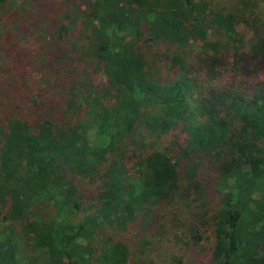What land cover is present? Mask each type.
<instances>
[{
	"label": "trees",
	"instance_id": "1",
	"mask_svg": "<svg viewBox=\"0 0 264 264\" xmlns=\"http://www.w3.org/2000/svg\"><path fill=\"white\" fill-rule=\"evenodd\" d=\"M227 1L0 0V264H127L124 241L96 255L105 227L162 234L187 211L210 264H264V21ZM23 29L47 90L12 72ZM140 128L162 148L130 153Z\"/></svg>",
	"mask_w": 264,
	"mask_h": 264
},
{
	"label": "rangeland",
	"instance_id": "2",
	"mask_svg": "<svg viewBox=\"0 0 264 264\" xmlns=\"http://www.w3.org/2000/svg\"><path fill=\"white\" fill-rule=\"evenodd\" d=\"M12 6L16 7H30L33 0H12ZM56 3V6L59 8H65L66 6L70 7L68 0H53ZM219 4L225 5L228 3L227 0H216ZM258 11H260L261 18L264 21V4L261 0H256ZM41 0H34V5H37ZM83 7V6H82ZM3 26V23L0 22V27ZM20 43V48L18 51L21 53L20 60L16 64V69L12 72L17 73H27L29 77L36 79L35 87L33 89L38 92V90H47L49 86H42L39 83V78L37 76L38 70H40V64L35 63V57L41 52L40 43L38 37L33 34L29 29H23L18 39ZM7 47V45L5 46ZM6 54V53H5ZM9 57L0 58V75H9L11 66L9 64ZM33 61V62H32ZM230 77H222L216 81V84L222 85L227 83ZM264 81V75L259 78ZM41 93V92H39ZM142 128L139 129V132L136 133V142L130 148V153L134 155H141L147 152H150L153 149L162 148V142L159 141L153 135H150L148 132H145L146 135L142 134ZM97 179L92 181L86 180L80 183H76V187L79 192L83 195L90 197L97 189L99 181ZM213 198V197H212ZM214 200H217V198ZM214 200L212 201V207H215ZM89 201V200H87ZM216 211V210H215ZM214 213L209 210V214ZM190 219L189 213L184 212L179 219V222L176 226H172L171 223H168V228L162 234L159 232L155 234H148L144 230H137L136 226L131 224L126 225L125 227H116L111 226L105 227L103 232L97 235L95 238L94 246L99 249L103 247V244L108 239L124 241L130 251V259L127 264H210V256L212 252V227L207 225L206 234L203 241L199 246H187L185 235L183 232L185 230V223ZM24 257L22 261L28 262L30 259H33L34 256L37 257V250L34 251L31 246L28 244L25 250H22ZM89 264H100L98 260H92Z\"/></svg>",
	"mask_w": 264,
	"mask_h": 264
}]
</instances>
